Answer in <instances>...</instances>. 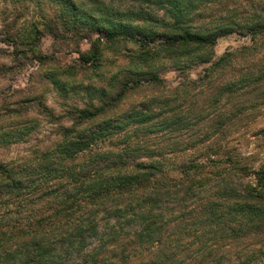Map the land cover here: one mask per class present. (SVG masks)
Segmentation results:
<instances>
[{
    "label": "trees",
    "instance_id": "obj_1",
    "mask_svg": "<svg viewBox=\"0 0 264 264\" xmlns=\"http://www.w3.org/2000/svg\"><path fill=\"white\" fill-rule=\"evenodd\" d=\"M9 1L60 5L55 38L97 33L83 63L136 52L96 73L97 104L64 106L48 145L0 161V264H264V163L234 143L249 132L264 147V0ZM231 34L246 43L215 60ZM16 118L0 114V144L32 132Z\"/></svg>",
    "mask_w": 264,
    "mask_h": 264
},
{
    "label": "rangeland",
    "instance_id": "obj_2",
    "mask_svg": "<svg viewBox=\"0 0 264 264\" xmlns=\"http://www.w3.org/2000/svg\"><path fill=\"white\" fill-rule=\"evenodd\" d=\"M39 6L36 2L12 4L9 0H0V114L16 118L13 111L19 112L21 119L31 118V125L34 126L22 141L7 146L0 144V161L20 160L28 156L31 148L48 145L49 138L53 140L54 130L59 125L68 124L58 119L63 117L64 106L82 107L91 101L97 104L101 98L99 90L104 83L96 77V73L104 78L115 74L125 63L124 54L136 52L133 44H119L113 50L102 53L101 66L91 61L83 63L79 55L88 58L90 42L98 37L97 33L90 32L87 27H79L65 34L59 27L58 38H55L44 25L50 19L55 21L60 5L42 3ZM32 26L39 27V37L28 36ZM245 43L246 40L237 34L220 38L214 48V59ZM67 69L73 73H54V70ZM200 71V67L192 70L190 78L195 79ZM159 76L169 86H175L180 75L168 68L161 69ZM57 78L65 84L64 87L53 84ZM12 122L13 119L6 121L2 129L16 124ZM234 143L247 158L245 163L250 169H258L264 163L261 138L251 137L247 132Z\"/></svg>",
    "mask_w": 264,
    "mask_h": 264
}]
</instances>
